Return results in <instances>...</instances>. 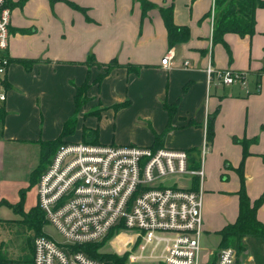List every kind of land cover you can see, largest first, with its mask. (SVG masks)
<instances>
[{
	"label": "crops",
	"instance_id": "1",
	"mask_svg": "<svg viewBox=\"0 0 264 264\" xmlns=\"http://www.w3.org/2000/svg\"><path fill=\"white\" fill-rule=\"evenodd\" d=\"M18 1L8 0L12 63L7 114L0 125V161L13 144L58 138L75 112L76 87L90 76L88 96L92 99L81 112L85 124L80 125L79 117L76 134L70 138L82 140L83 128L98 126L100 143L180 148L190 158L199 156L206 142L204 233H217L239 215L242 141L247 147L243 172L247 193L252 202L264 194V7L256 10L253 35L229 32L225 43H214L215 0H148L157 7L146 13L138 0H69L77 18V23L71 20L70 28L55 20L53 13L49 26L21 20L19 14L28 1L23 7H12ZM170 4L175 23L189 26L191 35L173 46L172 65L164 67L161 62L170 47L159 6ZM90 55L100 66L114 60L120 64L98 86L93 81L101 69L86 63ZM22 60L31 62L32 69L27 70ZM127 65L139 66L140 71L130 72ZM209 67L243 72L249 81L246 86L209 82ZM125 102V107H114ZM165 105L175 108L172 114ZM95 106L105 107L99 118L91 113ZM213 116L214 137L208 141ZM111 118L148 121L155 133L116 139L115 133H108ZM189 180L192 187L198 179ZM257 216L264 223V199ZM4 246L0 238V250L7 258L0 264H32V241L31 254L28 247L19 255L8 254Z\"/></svg>",
	"mask_w": 264,
	"mask_h": 264
},
{
	"label": "built area",
	"instance_id": "2",
	"mask_svg": "<svg viewBox=\"0 0 264 264\" xmlns=\"http://www.w3.org/2000/svg\"><path fill=\"white\" fill-rule=\"evenodd\" d=\"M214 19V14H213ZM12 9L0 0V108H5L11 57ZM175 49L169 48L162 66L172 65ZM209 82L247 85V76L233 70H207ZM202 147L197 168L191 167L185 149L105 143H68L53 156L36 188L38 206L68 245L47 234L35 237L32 264H110L89 257L75 246L103 240L121 223L144 232L146 244L164 243V264H206L202 259L203 178L208 152ZM198 179L199 188L167 185L169 178ZM176 184V183H175ZM135 258V254L131 255ZM215 264H257L240 261L232 247L219 250Z\"/></svg>",
	"mask_w": 264,
	"mask_h": 264
},
{
	"label": "rangeland",
	"instance_id": "3",
	"mask_svg": "<svg viewBox=\"0 0 264 264\" xmlns=\"http://www.w3.org/2000/svg\"><path fill=\"white\" fill-rule=\"evenodd\" d=\"M90 1L100 2L101 0ZM25 3L26 6L24 10L19 14L23 21L31 20L34 22H42L49 26L51 19L49 15L53 13L55 15V20H58L65 26H69V28L72 19L74 23H77L76 15L74 16L71 12V6L73 7L74 5L70 3L69 0H19L16 2L17 5L12 4V7H23ZM57 28L61 29V26L57 25ZM62 28L65 29L64 26H62ZM89 66L101 69L100 74L107 68V66H100L92 62V59L90 60ZM96 74L97 73H95V75ZM99 75H97L93 81L97 86L99 84L95 83V80ZM95 108L96 109L91 113L98 118L101 117L102 110L105 107L97 108L95 106ZM81 112L82 110L78 114V120L80 117V125H84L85 123ZM85 129L86 131H84ZM96 129L98 130V126L95 128H83V138L84 132L89 134V130ZM108 133H115L116 139L119 137L136 139L154 134L155 131L148 121L137 122L136 120L127 119L126 122H123L120 118L116 120L111 118V125L110 129H108ZM75 134L76 132L71 136ZM1 136L0 132V137ZM71 136L66 137L65 144L76 142L86 143L84 139H78L77 141L75 137L70 138ZM41 142L13 144V146L9 148L6 158L0 161V166L2 167V170H0V226H2L0 227V238L3 240L5 251L8 254L15 253V255H19L20 251L25 247H28L30 254L32 253L30 242L35 233V226L32 223L34 217L31 216V212L38 208L36 185L40 174L47 168L51 158L56 154L58 149L64 145H59L54 153L43 158ZM196 157V161L201 159L202 149L200 150V155ZM189 179V176L181 178L180 180H177V178H169L165 183L167 185H180V183H183L188 186ZM1 199L4 200L1 201ZM42 231L62 245L69 244L57 228L48 221H45L43 224ZM145 236L147 235L144 232L118 228L114 230L110 236L101 240L97 250L98 253L106 256L107 259L116 260L115 264H164L159 255H162L165 244L162 243L156 246L155 241L146 244ZM220 239L221 237L217 233H212L210 235L208 233H203L201 244L202 259L204 257V262L206 264H215L214 256L215 254L218 255L216 252L220 250ZM234 249L237 251L240 261L249 262L251 257L254 258L253 253L248 249L241 252L236 248ZM132 254H135L136 257L132 258Z\"/></svg>",
	"mask_w": 264,
	"mask_h": 264
},
{
	"label": "trees",
	"instance_id": "4",
	"mask_svg": "<svg viewBox=\"0 0 264 264\" xmlns=\"http://www.w3.org/2000/svg\"><path fill=\"white\" fill-rule=\"evenodd\" d=\"M138 1L142 5L143 13H146L148 10L157 7L154 3L148 0H138ZM260 7H264V0H215L216 17H215L214 29H213V42L225 43L224 35L229 32L237 33L241 36L253 35L255 33V26H256V10L257 8ZM159 10L161 12L165 26L167 28L169 47L171 48L179 43L188 41L191 35L190 28L187 25H178L175 23L174 6L172 4L168 6H159ZM91 59L92 62L97 63L94 56L90 55L86 62L88 65L90 64ZM22 63L24 64L27 70L32 69L31 62L22 60ZM105 66H107V68L102 74H100L97 77L95 83L101 84L104 78L107 75H109V73H111V71L115 67L120 66V64L116 60H114ZM126 67L130 72L138 73L140 71L139 66L127 65ZM90 80L91 77L87 76L86 81L81 86L76 87V94L74 98L75 112L64 123L63 130L60 136L54 140L41 142L43 158L54 153V151L57 149L59 145L66 143L65 142L66 137L71 136L76 132V127L78 123V114L82 110V108H84L87 105L90 99L88 96V90L91 85ZM126 105L127 103L125 102V103L117 104L114 107L116 109H119ZM165 107H167V110H169L171 114L175 109V108H171L168 105H165ZM6 114H7L6 110L1 107L0 125H3ZM214 119H215L214 116L211 117L208 123V131H207L208 141H211L214 137ZM84 131H86V129ZM98 132L99 131L97 129L89 130V134H86L84 132L85 142L99 143ZM156 139L161 140L162 137L157 136ZM245 143H246L245 141H242V144L244 145V158L240 168L238 169L241 175V187L240 190L238 191L239 215L235 222L225 225L221 230L217 232V234H219L221 237L219 243V249H222L224 247H232V248H236L240 252L248 249L253 253L254 262H256L257 264H264V223L261 222L257 216L258 209L263 203L264 194L259 199L252 202V200L250 199L247 193L245 178L243 174L244 159L247 156V147L245 146ZM155 148H159V147H155ZM190 159H191V167L193 168L199 167L200 165L199 159L197 161H196L197 159L196 157L195 158L191 157ZM196 186H198V180H196L193 183L191 189L195 190ZM31 216L34 217L32 223L35 226V233L31 238V241L34 243V239L36 236L40 234H45L42 231V227L45 221L47 220L45 218L44 212L39 208V206L37 209H34L31 212ZM118 228H124V225L121 223L118 227L114 228L107 235V237L110 236L111 233ZM99 243H101V241L78 245L75 246V248L77 250L83 251L91 258L105 261L110 264H115L116 260L109 258L107 259L106 256H103L100 253H98L97 248L99 247L98 246ZM5 259L7 258L4 252L0 250V260H5ZM216 259H217V254H215L214 256L215 262Z\"/></svg>",
	"mask_w": 264,
	"mask_h": 264
}]
</instances>
